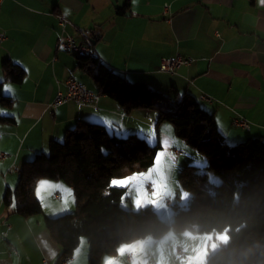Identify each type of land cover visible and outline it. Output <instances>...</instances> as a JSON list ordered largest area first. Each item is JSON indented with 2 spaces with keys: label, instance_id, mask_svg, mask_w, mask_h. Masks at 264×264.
I'll list each match as a JSON object with an SVG mask.
<instances>
[{
  "label": "crops",
  "instance_id": "1",
  "mask_svg": "<svg viewBox=\"0 0 264 264\" xmlns=\"http://www.w3.org/2000/svg\"><path fill=\"white\" fill-rule=\"evenodd\" d=\"M124 1L0 0V65L10 60L26 72L20 86H2L3 95L11 98L12 105L7 111L0 108V115L14 118L15 123H0V152L7 155L0 160V264H56L60 248L46 231L44 216L52 218L68 212L75 203L73 191L65 184L42 180L53 185L43 192V199L36 194L41 181L35 189L44 216L22 218L5 206L4 195L17 187L18 170L25 162L46 153L50 141H60L79 121L103 124L120 137L140 135L141 122L134 117L135 111L124 115L105 96H98L93 106L78 107L66 102L55 111L49 108L57 93L66 91L69 78L84 85L75 77L74 55L57 50L59 16L70 22L66 31L77 41L93 32L94 53L129 81H144L170 95L174 89L177 94L188 93L196 100L201 95L208 97L210 101L199 103L214 115L229 143L248 137L264 140V5L259 0L254 4L248 0H131L129 13L120 16L116 9ZM175 56L192 62L177 68L173 75L158 71L162 58ZM5 86L11 92H6ZM87 89L96 94L94 87ZM233 116L243 117L251 129L232 127ZM169 137L163 135L160 149L168 147L170 151L174 142ZM192 160L193 157L186 163ZM63 188L70 189L73 196L67 204ZM49 209L53 211L49 213ZM172 232L168 233L167 243L155 244L147 260L135 263L202 264L198 257L202 259L203 248L192 245L193 235ZM83 248L86 252L88 245ZM128 248L121 245L118 249L126 262ZM82 251L79 249L70 264L79 263ZM112 260L104 259L103 264H112Z\"/></svg>",
  "mask_w": 264,
  "mask_h": 264
},
{
  "label": "trees",
  "instance_id": "2",
  "mask_svg": "<svg viewBox=\"0 0 264 264\" xmlns=\"http://www.w3.org/2000/svg\"><path fill=\"white\" fill-rule=\"evenodd\" d=\"M130 1L116 9L118 15L129 13ZM85 38L92 52L74 55V72L89 78L96 94L113 100L124 115L133 111L156 114L157 131L162 124H170L174 137L198 153L178 175L181 189L189 196L188 205L174 208L172 223L162 220L151 207L122 209L127 189L111 187L110 181L150 169L160 144L151 145L136 134L116 136L103 124L83 121L67 130L62 141H50L48 154L39 153L23 164L18 185L6 191L4 205L22 218L44 216L35 196L40 181H60L73 191V214L44 216L45 229L60 248L56 264L68 259L71 263L83 239L88 245V263L103 264L123 244L159 239L170 231L208 234L213 240L225 234L226 242L219 243L205 264H264V140L248 137L229 144L200 100L174 89L170 95L144 81H129L94 53L93 32ZM0 69V108H9L12 100L3 95L2 86H20L26 72L10 60L2 61ZM0 123L15 121L0 115Z\"/></svg>",
  "mask_w": 264,
  "mask_h": 264
},
{
  "label": "rangeland",
  "instance_id": "3",
  "mask_svg": "<svg viewBox=\"0 0 264 264\" xmlns=\"http://www.w3.org/2000/svg\"><path fill=\"white\" fill-rule=\"evenodd\" d=\"M59 53L60 54L64 53L66 55H69L70 57H73V53H66V52H60V51ZM75 77L79 79L81 82H83V84L86 85L89 89H93L94 86H93L92 81L89 78H87L84 74L78 71H75ZM3 110L7 111V108H3ZM133 115L135 118H138L139 121L141 122V124L138 126L139 127L138 130L140 132L139 136L144 138L149 144L154 145L155 142L158 140V137H160L159 139V144H160V142H162L163 140V135L168 134L170 135L169 138L173 140L174 145L170 149L172 150V152L169 151V149H167L168 147H165V148L162 147V149H160L157 153L153 166L145 172L136 174V175H141V174L147 175L150 171L158 167L156 161H157V158L159 157L164 165V170H163L164 177L159 178L158 176L153 174L152 179L157 180V184L153 186L150 180H146V181H149L146 184H145L146 181H144L143 189L139 196H135V192L131 189V186H129V188L127 189V195L125 196V198L123 199L121 203V208L125 210L132 209L134 211H138L139 209L151 207L156 210V214L162 220H164L165 222L172 223V218L174 215V208H183L187 206L188 205L187 203L189 200L188 194L184 192L180 187V184L178 181V175L180 171L187 165L186 160L190 159L193 156L199 157L198 153L188 148L182 141L174 137L173 129L170 124L168 123L162 124V126L157 131L155 129V124H156L155 115L156 114L150 113L149 116H146L142 111H138V112L135 111ZM75 125L76 123L72 127H74ZM127 136L128 135H125L123 138ZM60 141H62V139ZM229 144L233 145L234 143H229ZM174 150L178 152L179 155H176L177 153L175 154ZM45 154H48V151ZM148 185H150L151 191H148L147 189ZM54 194L58 196L60 195L58 190H55ZM168 197H172V201H173L172 206H167L165 204V199H167ZM52 211H53L52 209H49V213ZM74 212H75V203L72 209H69L68 212L60 213V215L58 216H61L64 214H73ZM56 217H52V218H56ZM172 233H177V232H172ZM193 237H194L193 239L195 240L192 243V245L198 246L199 248L201 247L203 248L202 259L198 257V261L200 259V263L202 264H205L206 257L209 254L218 250L219 243L226 242V239H227L225 234L216 236L217 239L215 240H213L212 235H208V234L195 235ZM174 239H173V242H174ZM144 240H138V241H135L129 244H123V246L129 247L128 253L131 254V257L133 256V264H136L135 262L137 260H143V261L147 260L148 255L153 254V252L150 250H153L156 243L158 246L163 245L164 241L167 243L168 233L159 239L147 238ZM148 241H151V242H148ZM86 244H87L86 240L83 239L79 247V249H83L82 253L84 252L83 247ZM173 244L175 246H180V245H176V243H173ZM78 251L76 252V254L78 253ZM162 252H164L167 255V252H165L164 249L162 250ZM195 256H200V255H195ZM88 258H89V254H88V249H87V251L81 255L78 264H89ZM110 259H113L112 264H127V262L125 261V255L123 254H117L116 256L111 257Z\"/></svg>",
  "mask_w": 264,
  "mask_h": 264
},
{
  "label": "built area",
  "instance_id": "4",
  "mask_svg": "<svg viewBox=\"0 0 264 264\" xmlns=\"http://www.w3.org/2000/svg\"><path fill=\"white\" fill-rule=\"evenodd\" d=\"M167 5H165V9ZM70 25V22L61 16L58 17V26L60 29V37L58 40L57 50L60 52L73 53V55H90L92 49L90 47V40L88 38L83 37L82 41H77L71 35H69L66 31L67 26ZM3 39V35L0 34V40ZM192 60L188 58H184L181 56H175L170 58H162L159 63L158 71L165 74H175L176 69L181 66H189ZM66 91L58 92L54 101L49 105L53 111H55L58 106L66 102H72L78 107L84 106H93L98 102V95L91 92L81 83H78L72 78H69L65 82ZM200 101H210V99L206 96H199ZM231 125L236 128L243 129L245 131L250 130V123L246 121L243 117L233 116L231 118ZM171 151V150H170ZM172 152V151H171ZM176 155H179L178 152L174 151ZM7 155L5 153L0 152V160H5ZM18 174L20 176L21 170H18ZM148 191H151L150 185L147 186ZM172 198L168 197L166 199V204L169 206L171 204ZM179 255H182L181 251H178ZM127 262L129 263V257H127ZM70 260H64L62 264H69ZM41 264H48L46 261H42Z\"/></svg>",
  "mask_w": 264,
  "mask_h": 264
},
{
  "label": "snow or ice",
  "instance_id": "5",
  "mask_svg": "<svg viewBox=\"0 0 264 264\" xmlns=\"http://www.w3.org/2000/svg\"><path fill=\"white\" fill-rule=\"evenodd\" d=\"M6 92H11V89L7 86H5L4 89ZM151 142V141H149ZM158 167L150 171L147 175H134L132 177H128L125 179H113L110 181V186L111 187H119V188H125L128 189L129 186H131V189L135 192V196H139L142 189H143V182L146 180H150L152 185L155 186L157 184V180H153L152 176L155 174L159 178L164 177V165L161 161V159L158 157L156 161ZM53 187L52 184H50L47 181H41L37 187L36 194L37 197L40 199H43V192L46 191L47 189ZM57 188H62L60 185H55ZM63 191L66 194V197L64 199L65 204H67L71 199H73L72 193L70 189L63 188ZM127 195V193H126Z\"/></svg>",
  "mask_w": 264,
  "mask_h": 264
},
{
  "label": "clouds",
  "instance_id": "6",
  "mask_svg": "<svg viewBox=\"0 0 264 264\" xmlns=\"http://www.w3.org/2000/svg\"><path fill=\"white\" fill-rule=\"evenodd\" d=\"M259 3H260L261 5H264V0H259Z\"/></svg>",
  "mask_w": 264,
  "mask_h": 264
}]
</instances>
